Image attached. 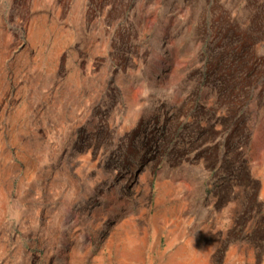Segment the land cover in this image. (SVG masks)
Segmentation results:
<instances>
[{
	"label": "rangeland",
	"instance_id": "1",
	"mask_svg": "<svg viewBox=\"0 0 264 264\" xmlns=\"http://www.w3.org/2000/svg\"><path fill=\"white\" fill-rule=\"evenodd\" d=\"M0 264H264V0H0Z\"/></svg>",
	"mask_w": 264,
	"mask_h": 264
},
{
	"label": "trees",
	"instance_id": "2",
	"mask_svg": "<svg viewBox=\"0 0 264 264\" xmlns=\"http://www.w3.org/2000/svg\"><path fill=\"white\" fill-rule=\"evenodd\" d=\"M229 166H230V167H227V168H229L228 170L230 171V175H232L233 172L235 171V169L233 168V165H232L231 161L229 162ZM231 166H232V167H231Z\"/></svg>",
	"mask_w": 264,
	"mask_h": 264
}]
</instances>
